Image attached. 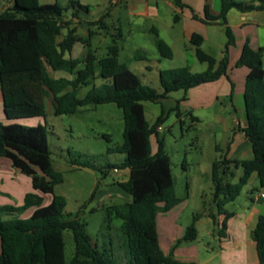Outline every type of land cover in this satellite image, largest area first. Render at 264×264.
<instances>
[{"label": "trees", "instance_id": "trees-1", "mask_svg": "<svg viewBox=\"0 0 264 264\" xmlns=\"http://www.w3.org/2000/svg\"><path fill=\"white\" fill-rule=\"evenodd\" d=\"M178 4L181 5L180 1ZM241 11L264 9V0H221L217 15L207 12V21L227 24L230 9ZM78 15L88 10L78 1L61 5L58 2L41 3L40 0H12L11 5L0 11V85L3 110L7 122L0 123V157L10 159L12 165L32 179L34 190L51 194V201L43 205L42 195L29 192L21 206L0 205V264H193L165 255L159 246L157 214L166 212L182 201L177 195L172 172V161L165 150L164 138L157 128L163 123L162 112L153 124L145 117L144 101L158 102L170 92L184 90L212 82L226 75L227 54L217 62L201 48L202 36L195 33L191 41L201 62H207L205 71L192 72L186 66L161 69L159 82L162 91L143 84L125 62L120 60V47L114 42L107 53L99 57L90 52L79 67V60L66 57L78 41L89 44V38L78 35L70 20L64 17L69 10ZM104 17L96 24L103 23ZM67 28L66 34L62 30ZM154 43L161 57L172 58L171 47L158 36ZM228 42H234L227 26ZM264 46L253 49L248 42L242 48L237 64L248 67L244 90L246 126L245 134L252 147L253 156L244 160L216 159L212 164L214 200L218 213H224L221 233L226 221L234 213L224 210L233 202L256 174L260 186H264ZM216 64H218L216 66ZM216 66V67H215ZM49 67L62 70L72 78H55ZM101 78L99 85L94 80ZM92 85L85 96L78 97L82 86ZM53 98L54 112L73 114L88 105L115 103L124 115L123 144L118 150L124 153L120 164L114 169H129L126 180L117 181L131 197L120 205H113L107 212L108 229L111 218L121 219L118 230L120 245L99 246L85 229V224L65 211V197L54 192L63 181V174L52 162L47 130L44 125H24L21 119L46 116L44 98ZM178 112V108L172 109ZM179 115V113H178ZM152 136L157 138V151H153ZM77 167L93 168L90 163H77ZM242 167L238 182H231L230 164ZM35 206L27 216L21 213ZM193 216L185 229L183 241L197 238V220ZM216 220V215L211 214ZM72 232L74 254L65 256L64 232ZM258 264H264V214L258 216L253 228ZM116 242V240H115ZM122 251L121 254L119 252Z\"/></svg>", "mask_w": 264, "mask_h": 264}, {"label": "rangeland", "instance_id": "rangeland-1", "mask_svg": "<svg viewBox=\"0 0 264 264\" xmlns=\"http://www.w3.org/2000/svg\"><path fill=\"white\" fill-rule=\"evenodd\" d=\"M71 1H80L83 5L89 4L88 15L90 18H99L110 11L109 16L104 20L106 28H101V23L91 26L88 24L90 30L93 29L100 33L91 37L98 54L100 57L104 56L107 52L106 47L116 41L120 46V60L139 76L143 84L162 90L157 73V66L162 65L156 59L165 62L168 60L159 55L154 44V32L150 29L145 32L141 30L142 22L131 12L125 0H118L119 2L113 3L111 6L108 0H40L41 3L58 2L61 5L69 4ZM6 2L7 0H0V8H3ZM159 4L162 14H166L167 6L162 1ZM145 24L151 28L154 22L151 23L148 19ZM78 27L85 36L88 35L89 32H86L87 27L84 24ZM167 32L168 29L162 26L161 36L166 37ZM119 33L124 35L123 38L115 36ZM79 58H84V55ZM100 83L101 78H97L93 82L95 85ZM91 86H82L78 97H84ZM180 93H183V90L172 93L171 97L178 98ZM44 104L45 118L33 117L21 119L19 122L24 125L42 124L45 126L52 162L56 169L63 174V181L55 186L54 192L65 197V211L71 213L72 217L77 216L85 224V229L94 242L99 246L105 243L109 246L112 237L113 243L120 245L117 235L121 219L111 218V229H108L107 212L113 205L127 202V199L121 196L112 199L108 196V191L115 188L116 182L125 177V175H117L118 172H115L114 167H111L120 164L124 158V153L118 150L123 144L124 115L122 108L115 103H103L82 107L73 114L57 115L54 112L51 96L44 98ZM143 104L147 119L154 121L163 107L165 109L170 107L172 99L165 102L144 101ZM218 108L221 107L216 104L194 108L192 114L197 116L198 120H193L190 114L172 110L162 123L160 137L164 138L165 149L172 160L177 195L182 198L188 194V200H184L168 212L158 213L157 223L161 234L167 230L176 233L180 232V229L184 228L185 230L196 214L205 211L217 214L218 206L216 202H213L214 183L211 175L205 174L204 171L206 165L210 166L213 160L224 153L216 151L215 144L223 139L226 127H231L228 118H225L227 122L215 118ZM251 157L249 154L245 158L250 159ZM73 160L77 163L87 162L94 167L76 168ZM184 167L187 172L183 174ZM231 172H234V176L229 180L235 183L239 181L243 169L242 167L236 168L232 164ZM24 176L30 179L29 176ZM253 186L261 188L256 174H253L248 184L242 188L240 195L223 207L225 211L236 214L232 219L226 221L230 231V242L236 239L237 233H241L240 228L244 223L242 216L246 214L253 216L249 198L250 189ZM114 193H118V191ZM42 196L43 205L48 204L52 199V195L49 193ZM129 198L131 199L130 195ZM221 230L222 221L219 225L218 223L214 224L212 218H204L199 224L198 238L195 241L181 243L186 247L185 256H188L190 252L194 254L197 251V258L200 261L206 260L207 264H222L218 239ZM64 241L65 256L69 260L74 254L71 230L67 229L64 232ZM121 253L122 251L119 252V254ZM254 259L257 264L256 250H254Z\"/></svg>", "mask_w": 264, "mask_h": 264}, {"label": "crops", "instance_id": "crops-1", "mask_svg": "<svg viewBox=\"0 0 264 264\" xmlns=\"http://www.w3.org/2000/svg\"><path fill=\"white\" fill-rule=\"evenodd\" d=\"M12 0H7L5 6L0 8V11L9 7ZM110 6L116 2L114 0H108ZM130 7L131 12L140 19L142 22L141 30L148 31L149 29L153 32L154 29L157 30L158 36L162 38L172 49V58H164L168 61H162L156 59L158 63L162 66H157V73L161 69L175 68L180 66H186L192 72H201L208 69L209 64L207 62H201L196 54V46L192 43V35L197 33L202 36L203 40L201 43V48L207 54L213 56L217 62H219L225 54L228 56V67L226 75L221 76L219 79L201 84L197 87L191 88L187 92L183 90V93L178 95V98L171 97L172 93H178L182 90L173 91L168 94V96L162 100L165 102L172 99V104L169 108H162L161 113L164 112L165 119L169 116L172 109L178 108L179 113L190 114L193 120H198V117L192 114V110L197 107H208L211 105H217L221 107L218 108L215 113V118L217 120H225L228 118L231 124L226 127L223 139L221 142L215 144L216 151H222L219 158H227L229 160H244L249 154L253 156L252 147L249 139L247 138L244 128L246 126V116H245V104H244V90L246 76L249 72L248 67L244 65L237 64L240 57L242 48L246 42L253 49L264 46V9L258 10L253 9L250 11H241L237 8H232L227 14V24H223L221 21H207V12L211 15H217L221 10V0H125ZM162 1L167 6L168 12L162 14L159 2ZM180 1L181 5L178 4ZM246 2H252L253 0H244ZM80 4L81 2L78 1ZM88 10L79 11L78 15L74 16V10L67 11L65 15L66 20H70L71 24L69 27H75L78 35L83 38H89L90 43H84L78 41L74 44L71 53L66 54V57H73L79 60V65L83 63V60L90 52H95L97 56L100 57L91 37L94 35H99V31H94L89 29L91 25H98L96 22L104 17L109 16L110 11L106 12L99 18H90L88 15L90 12L89 4ZM150 20L152 27L149 28L145 24L147 20ZM163 19V20H162ZM87 27L88 35H84L79 30V25ZM89 24V26H88ZM101 28H106L105 22L101 23ZM166 27L168 29L166 37L161 36V27ZM227 26L231 29L234 36V42L229 44L227 51L226 45L229 40L227 35ZM121 27V26H120ZM67 28L62 30V35L66 34ZM116 37L123 38V34H115ZM116 42V41H115ZM155 44V43H154ZM111 45V44H110ZM108 45L106 49L108 50ZM120 47V46H119ZM107 53V52H106ZM159 53V52H158ZM84 58H79V56ZM160 55V54H159ZM120 56V53H119ZM83 59V60H82ZM263 63H264V53H263ZM83 65V64H82ZM218 64H216L217 66ZM215 66V67H216ZM49 72L55 78H72V75L62 71H54L49 67ZM159 77V76H158ZM162 91V90H159ZM145 112V108H144ZM160 113V114H161ZM159 114V115H160ZM156 119L158 118V116ZM145 117L146 112H145ZM154 121H148L153 124ZM164 119V120H165ZM226 121V120H225ZM7 119L3 110L2 103V91L0 85V123H6ZM227 122V121H226ZM159 136L162 130V124L157 128ZM165 142V140H164ZM152 146L153 151H157V138L152 136ZM166 150V149H165ZM167 152V151H166ZM168 153V152H167ZM169 154V153H168ZM170 156V154H169ZM171 158V157H170ZM252 158V157H251ZM216 160V159H215ZM172 161V160H171ZM210 166H205L204 173L211 175L212 164ZM231 163L230 166L232 167ZM118 172L117 175H125V177L120 180H126L129 175V169H114ZM173 172V166H172ZM186 167L183 168L182 173H186ZM255 174V173H254ZM18 168L12 165L10 159L5 157H0V205H12L19 206L24 202V197L29 192H36L40 195L42 193L34 190L32 185V179L26 178ZM174 176V173H173ZM253 176V174H252ZM251 176V177H252ZM257 176V175H256ZM212 178V176H211ZM175 179V178H174ZM176 182V181H175ZM31 186V188H30ZM113 188V187H112ZM111 188V190H112ZM177 189V188H176ZM115 190V191H113ZM112 191H108V196L112 199L116 196H121L130 201L128 193H126L119 185H115ZM251 194L249 196L251 200V212L242 216L244 223L241 225V233H237L236 239L230 242V231L226 225L223 233L218 234V239L220 242V255L222 264H256L254 259V250H256L255 241L252 237L253 228L256 224L259 215L264 214V186L257 188L253 186L251 189ZM118 191V193H114ZM177 192V190H176ZM43 197V196H42ZM184 200H188V194L182 197V201L175 205L173 208L180 205ZM17 201V202H16ZM215 202V200L213 201ZM17 203V204H14ZM43 204V203H42ZM36 207H30L24 211L20 216H29ZM171 208L170 210H172ZM168 210V211H170ZM166 211V212H168ZM229 212V211H228ZM230 218L234 217L235 212ZM201 214L200 218L196 222L198 235L199 236V224L204 218H212L211 214L218 215L213 223H218L221 225V221L225 219L224 213H218L205 211ZM158 215V214H157ZM227 219V220H228ZM238 228V227H237ZM186 229V228H185ZM158 240L159 246L162 252L167 256H172L186 263L193 264H207L206 260L200 261L197 258V251L193 254L190 252L188 256H185L186 247L182 246V238L185 234L183 228L180 232L169 231L160 232L158 223ZM196 238V239H197ZM195 239V240H196ZM194 240V241H195ZM98 244V243H97ZM217 254V253H216ZM212 258V256H210ZM210 258V259H211ZM209 259V260H210ZM227 259V260H226ZM258 264V258H257Z\"/></svg>", "mask_w": 264, "mask_h": 264}, {"label": "built area", "instance_id": "built-area-1", "mask_svg": "<svg viewBox=\"0 0 264 264\" xmlns=\"http://www.w3.org/2000/svg\"><path fill=\"white\" fill-rule=\"evenodd\" d=\"M114 1H118V0H114Z\"/></svg>", "mask_w": 264, "mask_h": 264}]
</instances>
